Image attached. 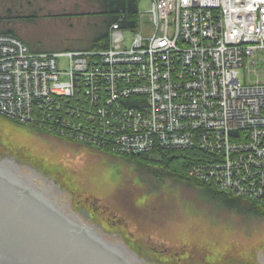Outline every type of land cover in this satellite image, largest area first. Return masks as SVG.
I'll use <instances>...</instances> for the list:
<instances>
[{
  "label": "built area",
  "instance_id": "obj_1",
  "mask_svg": "<svg viewBox=\"0 0 264 264\" xmlns=\"http://www.w3.org/2000/svg\"><path fill=\"white\" fill-rule=\"evenodd\" d=\"M140 14L145 22L138 33L125 30L127 36L116 23L111 45L98 53H36L0 33V113L101 142L105 133L96 126L88 132L73 123L69 134L54 131L37 113L36 105L73 96L81 87L95 101H107L110 110L99 109L103 125L123 121L110 129L121 132L123 150L145 149L156 136L175 147L209 144L224 154L223 162L195 168L198 176L239 194L258 186L264 196V0H150ZM252 74L257 79L251 81ZM135 95L158 112L147 119L158 132L135 130L137 113L123 101Z\"/></svg>",
  "mask_w": 264,
  "mask_h": 264
},
{
  "label": "rangeland",
  "instance_id": "obj_2",
  "mask_svg": "<svg viewBox=\"0 0 264 264\" xmlns=\"http://www.w3.org/2000/svg\"><path fill=\"white\" fill-rule=\"evenodd\" d=\"M104 2L0 0V30L14 29L18 37L7 35L19 38L28 47L25 40L33 39L50 48L37 51L30 47L36 53L102 52L111 45L113 26L122 22L119 19L111 25L105 22L109 17L103 13ZM149 5L150 0H140L139 13ZM18 15L23 17L18 19ZM140 16L138 29L145 22ZM107 26V46L91 47ZM126 35L131 34L126 32ZM66 60L61 58L59 65H64ZM255 79V75H250L251 81ZM259 79L263 80L264 75ZM123 101L137 113L135 130L145 131L147 126L157 131L155 124L147 123L151 114L158 113L150 100L135 95ZM122 123L116 120L112 127L119 128ZM112 127L104 125L105 137H98L102 143H88L0 113V151L42 170L67 190L76 209L84 207L90 211L89 221L94 226L100 223L104 234L117 233L108 236L131 248L143 261L137 249L140 246L150 250L147 254L157 257L162 264H264V210H256L249 203L231 205L197 183L210 184L224 193L263 205L264 196L260 195L258 186L252 190L247 187L248 191L240 194L224 190L203 174L198 176L195 168L188 173L193 181L182 179L168 171L164 163L150 161L159 158L152 150L190 149L200 144L175 147L172 143L162 144L156 136L145 149L129 151L124 147L123 150L121 132L112 133ZM206 134L211 137L215 132ZM197 136L202 137L201 129ZM140 154L150 158L145 160ZM222 162L218 160L216 164Z\"/></svg>",
  "mask_w": 264,
  "mask_h": 264
},
{
  "label": "water",
  "instance_id": "obj_3",
  "mask_svg": "<svg viewBox=\"0 0 264 264\" xmlns=\"http://www.w3.org/2000/svg\"><path fill=\"white\" fill-rule=\"evenodd\" d=\"M138 259L83 217L65 188L0 151V264H147Z\"/></svg>",
  "mask_w": 264,
  "mask_h": 264
},
{
  "label": "trees",
  "instance_id": "obj_4",
  "mask_svg": "<svg viewBox=\"0 0 264 264\" xmlns=\"http://www.w3.org/2000/svg\"><path fill=\"white\" fill-rule=\"evenodd\" d=\"M139 3L140 0H106L103 3V13L109 17L108 21H105L107 24L111 25L114 21L118 19L122 22L121 27L124 29L136 28L139 24ZM18 19L23 17V15L16 16ZM108 25V26H109ZM108 26L105 31L94 39L92 46L93 48H98V46H107L108 40ZM0 33L13 34L19 36L18 33L10 28H2ZM22 38V37H21ZM106 48V47H105ZM81 95L76 96L73 100L62 101L57 98L51 99L46 104L36 105L37 113L40 111L42 115L39 117L44 121L50 129L54 131L62 130L65 133L71 132L70 128L73 123L77 124L78 127H82L81 130H86L88 132L94 130V126L98 127L100 131L104 132V123L100 119L102 112L100 113L99 109L104 108L109 109L107 101L100 99V101H95L92 95H87L80 90ZM82 100V101H81ZM112 108H115V105L112 104ZM120 114L122 113L119 111ZM109 113V112H108ZM107 113V115H108ZM80 129V128H79ZM80 132V131H79ZM79 132L75 134L80 135ZM95 132V131H94ZM69 134V133H68ZM107 146V145H106ZM202 146V147H201ZM194 145L190 149L183 148H162L157 147L152 150L154 156L159 157L158 160L151 159L150 161H159L164 163L163 165L166 169L172 173H175L177 176L182 177L189 181H193L194 178H189L188 173L191 168H208L213 166L216 161L223 160L224 154H219L217 149H210L209 144L207 145ZM142 155V158L147 160L150 157ZM149 155V154H148ZM150 156V155H149ZM203 164V166H201ZM199 186H206V188L216 197L224 199L227 203L231 205L249 203L256 210H264V204L260 202H255L251 200H245L234 196L232 194L224 193L216 187L211 186L210 184L197 183Z\"/></svg>",
  "mask_w": 264,
  "mask_h": 264
},
{
  "label": "flooded vegetation",
  "instance_id": "obj_5",
  "mask_svg": "<svg viewBox=\"0 0 264 264\" xmlns=\"http://www.w3.org/2000/svg\"><path fill=\"white\" fill-rule=\"evenodd\" d=\"M78 209H79V212L81 213V215L83 217H85L86 219L90 220V215L91 214H90V211L89 210L84 209V207L83 208H78ZM96 226H97L98 229H101L102 228V226H101L100 223H98ZM108 235L115 236V235H117V233H111V232H109ZM137 249L139 250L140 253H142L144 260L147 261V264H150L152 262H155L157 264H162V261L159 260V259H157V257H153L152 255H148L147 254V253H150L151 252L150 250H146L147 248L144 249L143 246L142 247L140 246ZM141 259H142V257H141ZM141 259H138V261L143 262V260H141ZM136 260H137V258H136Z\"/></svg>",
  "mask_w": 264,
  "mask_h": 264
},
{
  "label": "bare ground",
  "instance_id": "obj_6",
  "mask_svg": "<svg viewBox=\"0 0 264 264\" xmlns=\"http://www.w3.org/2000/svg\"><path fill=\"white\" fill-rule=\"evenodd\" d=\"M250 47H253V48H255V49H257V44L256 43H251L250 44ZM212 66V65H211ZM80 90H82V88L81 87H79L78 88V90L75 92V94L73 95V96H63V97H61V100L62 101H70V100H73L74 98H76V96H78V95H81V94H79L80 93ZM82 101V100H81ZM33 127H34V125H32ZM7 155H9L10 156V154H7ZM12 157V156H11ZM101 230V229H100ZM105 235H108V232L105 234ZM130 250H131V248H129ZM135 253V252H134ZM136 254V253H135ZM153 264H157V263H155V262H152Z\"/></svg>",
  "mask_w": 264,
  "mask_h": 264
},
{
  "label": "crops",
  "instance_id": "obj_7",
  "mask_svg": "<svg viewBox=\"0 0 264 264\" xmlns=\"http://www.w3.org/2000/svg\"><path fill=\"white\" fill-rule=\"evenodd\" d=\"M18 33V32H17ZM19 34V33H18ZM23 38V37H22ZM24 39V38H23ZM25 40V39H24ZM26 43L34 50H37V51H43V50H47V49H50L49 47H46V46H42L40 43H38L37 41H33V39H27L25 40Z\"/></svg>",
  "mask_w": 264,
  "mask_h": 264
}]
</instances>
